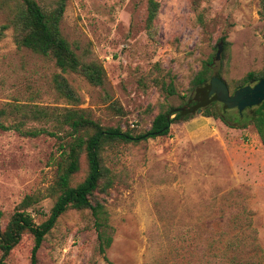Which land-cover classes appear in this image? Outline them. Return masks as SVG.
I'll return each mask as SVG.
<instances>
[{
  "label": "rangeland",
  "instance_id": "obj_1",
  "mask_svg": "<svg viewBox=\"0 0 264 264\" xmlns=\"http://www.w3.org/2000/svg\"><path fill=\"white\" fill-rule=\"evenodd\" d=\"M37 1L46 10L58 2ZM152 1L158 8L150 19ZM17 3L0 0V25L9 24L0 38V108L9 123L22 118L12 111L15 103L71 105L54 86L61 68L16 43ZM260 11V0H67L62 34L83 61L101 63L106 77L94 85L80 73L63 74L81 98L78 106L101 124L145 133L159 112L189 106L196 97L192 80L210 61L230 92L249 72L264 71ZM252 113L231 107L223 122L193 112L171 123L168 134L107 144L102 154L110 180L96 198L113 227L109 261L99 250L92 212L71 207L45 236L40 264H228L235 254L242 264H264V143ZM28 124L54 129L44 120ZM64 140L0 129V231L27 195L39 198L28 208L37 223L50 214ZM87 171L83 159L73 183ZM243 230L246 246L238 254L231 242ZM33 243L25 233L6 264H31Z\"/></svg>",
  "mask_w": 264,
  "mask_h": 264
},
{
  "label": "trees",
  "instance_id": "obj_2",
  "mask_svg": "<svg viewBox=\"0 0 264 264\" xmlns=\"http://www.w3.org/2000/svg\"><path fill=\"white\" fill-rule=\"evenodd\" d=\"M260 2V14L264 18V0H260ZM66 6L67 0H58L53 9L46 10L37 0H18L12 19L14 38L18 46L28 47L49 57L61 68L62 71L53 76L54 86L71 105L59 109L57 107L15 103L12 111L21 113L22 118L11 123L7 121V109L0 108L1 130H15L23 136H39L47 133L58 136L62 140L65 139L60 144L62 158L58 163L57 179L49 189V194L55 198L50 214L41 223H37L28 208L39 203V198L32 194L27 195L18 205L5 229L0 231V249L2 250L0 264H6L5 259L20 243L25 233L32 234L34 240L31 250V264H40L39 251L45 236L56 225L58 218L71 207L89 209L92 212L99 239V250L109 261L106 249L110 247L113 241V227L108 222V212L105 205L96 198V193L100 189L105 190L107 186L105 182L109 183L110 180L109 169L104 163L102 154L105 146L114 141L138 142L142 139L168 134L171 123L189 117L191 114L182 115L181 111L174 113H171V110L161 111L155 116L152 127L147 132L135 134L131 130H124L121 126H104L93 118L88 110L80 108L78 105L81 98L63 73L69 70L77 72L82 74L90 83L102 85L106 71L99 62L83 61L62 34L60 24ZM151 6L150 19H153L157 13L158 3L152 1ZM8 27L9 24L0 25V38L5 34ZM210 64L211 61L193 78L192 88L196 92V97L190 99L188 107L199 105L204 115L227 122L225 112L231 107L221 101L216 93L210 94L207 88L214 75L219 76L224 81L225 79L220 72L213 75ZM261 79H264V71L261 73L251 71L230 93L233 94L237 89L248 84H256ZM173 92L174 89L171 87L170 93ZM250 108L253 112L251 123L256 127L264 143V101L243 109L238 107L240 113H244L246 109ZM173 114L177 115L172 117ZM30 120L52 122L54 129L31 126L28 124ZM83 159L86 160L88 171L83 180L74 184V176L80 172ZM249 229L251 232L255 230L251 224H249ZM244 233L243 230L241 236L236 237L235 242L230 241L233 247L227 244L224 250H230L232 247L238 254L242 253L246 246ZM255 240V237L251 238L254 249L263 254V249L255 243ZM236 255L229 258L228 264H242L240 260H237Z\"/></svg>",
  "mask_w": 264,
  "mask_h": 264
},
{
  "label": "water",
  "instance_id": "obj_3",
  "mask_svg": "<svg viewBox=\"0 0 264 264\" xmlns=\"http://www.w3.org/2000/svg\"><path fill=\"white\" fill-rule=\"evenodd\" d=\"M223 47L221 41L218 46L217 57L220 56ZM210 94L216 93L219 99L223 101L228 107H239L243 109L247 106L257 105L264 101V79H261L256 84H248L244 87L237 89L233 94L226 82L219 76L214 75L207 85ZM181 111L182 115L193 112H202L199 105L193 107H178L171 109V113Z\"/></svg>",
  "mask_w": 264,
  "mask_h": 264
},
{
  "label": "flooded vegetation",
  "instance_id": "obj_4",
  "mask_svg": "<svg viewBox=\"0 0 264 264\" xmlns=\"http://www.w3.org/2000/svg\"><path fill=\"white\" fill-rule=\"evenodd\" d=\"M254 84H255V83H254ZM254 84H253V85H254Z\"/></svg>",
  "mask_w": 264,
  "mask_h": 264
}]
</instances>
